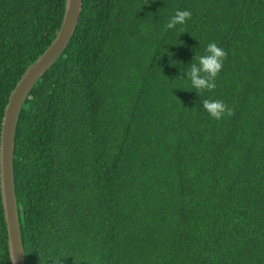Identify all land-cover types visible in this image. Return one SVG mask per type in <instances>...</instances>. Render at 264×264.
<instances>
[{"label":"trees","instance_id":"trees-1","mask_svg":"<svg viewBox=\"0 0 264 264\" xmlns=\"http://www.w3.org/2000/svg\"><path fill=\"white\" fill-rule=\"evenodd\" d=\"M65 1L0 0V133ZM178 10L191 19L166 30ZM211 42L227 58L199 96L186 70ZM15 144L26 264H264V0H83Z\"/></svg>","mask_w":264,"mask_h":264},{"label":"water","instance_id":"water-1","mask_svg":"<svg viewBox=\"0 0 264 264\" xmlns=\"http://www.w3.org/2000/svg\"><path fill=\"white\" fill-rule=\"evenodd\" d=\"M83 10V0H66L64 15L56 38L44 53L29 66L5 107L0 133V190L8 233L11 264H26L15 185V141L21 111L44 74L57 62L74 37Z\"/></svg>","mask_w":264,"mask_h":264},{"label":"clouds","instance_id":"clouds-1","mask_svg":"<svg viewBox=\"0 0 264 264\" xmlns=\"http://www.w3.org/2000/svg\"><path fill=\"white\" fill-rule=\"evenodd\" d=\"M191 17L192 13L190 11L178 10L169 19L165 29H174L177 25H184ZM226 58L227 52L215 42L207 45L205 54H196L193 62L186 70L187 79L191 82V89L196 90L199 96L205 91L214 90L216 88V78L222 71ZM202 105L209 115L216 120H221L225 116L231 117L235 114L234 109L229 107L223 100L206 98L203 99ZM10 260L15 261L13 252Z\"/></svg>","mask_w":264,"mask_h":264}]
</instances>
